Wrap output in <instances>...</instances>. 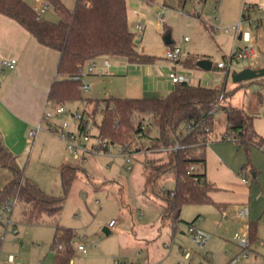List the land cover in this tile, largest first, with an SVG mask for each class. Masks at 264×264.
<instances>
[{"label":"rangeland","instance_id":"obj_1","mask_svg":"<svg viewBox=\"0 0 264 264\" xmlns=\"http://www.w3.org/2000/svg\"><path fill=\"white\" fill-rule=\"evenodd\" d=\"M25 1L33 6L44 0ZM243 1L127 0L129 24L133 31L139 17L142 16V22L146 24L142 40L135 37L138 47L154 55L155 60L138 63L118 56L96 59L84 66L82 79L91 83L92 88L88 91L81 90L83 97L134 96V91L142 81L140 77L130 75L132 71L142 72L138 66L144 64L146 68L151 67L150 76L155 84L157 76H169L172 66L176 65L180 74L201 77L202 85L213 88L225 86L233 91L223 103L240 107L252 114L254 128L264 136V83L256 80L258 77L240 82H235L232 78L234 71L246 66L264 67V18L259 27L256 24H247L245 20L241 25L243 31L251 32L255 41L262 40L260 56L243 62L234 60L226 77L223 69L217 67V62L231 54L235 37L229 28L239 21ZM62 2L69 9L76 6V0ZM257 2L264 4V0ZM134 9L140 14L135 13ZM43 16L51 21H58L60 18L51 3L49 9L43 10ZM159 16H163L164 20L161 21ZM168 33L172 39L170 44L164 39ZM185 37L188 40L185 41ZM243 44L244 41H237L238 46ZM175 46H182L183 56H186L178 63L167 57V51ZM203 58L212 61L211 69L206 70L197 64L186 63L188 59H195L197 62ZM105 60H110L115 65L109 75L103 74L101 70ZM122 63L128 65L130 73L118 70ZM216 77L223 80L215 81ZM150 80H145L147 87ZM149 95L151 94L147 96ZM61 105H64L66 111L54 114L49 119L60 131L63 128L65 131L78 132L81 119L73 114L79 110L83 114L84 124L86 123L83 132H89L93 138L98 135L96 122L100 121L101 113L96 114V110L103 107L101 102L83 98L66 101ZM214 120L215 127L207 146V158L209 175L215 179L220 177L221 189L217 188L216 195L213 196L226 197L230 202L226 203L225 210L220 209L214 201L186 204L176 224L171 223L169 218L163 221L159 206L146 203L140 196L149 171L144 166L145 159H166L154 144L155 136L158 135L156 126L148 130L150 138L133 137L130 147L138 151L133 158V170L126 168L123 157L118 153V144L112 146L111 153H94L82 160L81 153L72 155L68 152L66 143L60 139L58 133L53 137L45 136V142H48L45 150H38L35 144L34 149L27 155H21L18 162L26 167L27 174L45 191L65 195L63 210L58 218L45 216L43 221L31 222L21 216L23 208L17 202L13 208L5 209L3 206L0 210L3 216L0 219V264H54L56 249L52 248V243L56 223L76 230L75 249L78 252L71 264H118V260L122 264L123 261L131 262L135 258L145 260L148 257L157 264H179L181 257L177 247L184 243L192 244L195 250L191 264H264V148L251 145L247 150L233 135L221 139V132L224 133L227 124L223 109L215 112ZM57 155L62 161H78L84 167L67 192H64L61 184L60 166L55 161ZM217 155L224 159L228 169L219 170ZM253 167L257 170L256 176H253ZM196 168L197 171L204 170L201 164L196 165ZM242 176L248 177L250 182H242ZM157 183L166 188L175 186L170 172L161 173ZM146 195L153 201H161L158 195L149 191V187ZM244 205L250 208V218H236L237 209ZM198 215L194 225L212 234L204 247L193 244L189 232L181 233L189 227L187 221ZM112 219L116 224L110 226ZM251 221L256 224L257 240L253 243L249 256L233 263L231 258L241 251L233 236L236 232H248ZM105 227L111 231L107 233ZM173 233L176 245L169 252V248L163 244L165 241L171 242ZM81 242L87 247L86 253L77 249ZM11 255L14 256L13 260Z\"/></svg>","mask_w":264,"mask_h":264},{"label":"trees","instance_id":"obj_2","mask_svg":"<svg viewBox=\"0 0 264 264\" xmlns=\"http://www.w3.org/2000/svg\"><path fill=\"white\" fill-rule=\"evenodd\" d=\"M48 1L59 14L58 21L37 18L25 0H0V12L17 20L41 44L59 51L57 73L60 78L53 82L49 91L51 103L56 105L83 98L98 100L103 104L96 110V114L101 113L100 121L96 122L98 135L124 146H130L134 136L150 138L148 130L157 127L154 144L166 159L149 157L146 160L149 171L143 191L146 194L149 187V191L161 199L164 220L169 218L176 224L184 205L213 202L210 195L213 186L206 180L205 171H197V168L193 172L187 171L191 165L205 167V147L215 127L217 110L223 109L227 123L221 139L233 135L247 150L251 145L264 148V136L254 128L253 115L240 107L223 103L233 94L225 86L213 88L182 81L160 97H83L81 78L89 61L118 56L129 62L148 63L154 61L155 56L139 49L135 32L129 24L127 0H76L73 9L67 8L62 0ZM186 63L196 64V61L188 59ZM77 76L79 78H75ZM256 80L264 83V76ZM222 94V101H219ZM84 121L79 122L80 130L85 129ZM177 143L179 146L174 148ZM0 166L8 168L12 174L0 188V210L6 201L16 200L27 221L40 222L45 216H60L65 195H55L38 185L1 137ZM81 169L84 167L78 161H66L60 165L64 192L70 189ZM168 172L175 180L173 188L157 183L161 173ZM196 219L187 222L194 224ZM249 234L254 243L257 240L256 224L252 221ZM76 237L74 228L55 224L54 264H71L78 252ZM1 243L0 236V246Z\"/></svg>","mask_w":264,"mask_h":264},{"label":"crops","instance_id":"obj_3","mask_svg":"<svg viewBox=\"0 0 264 264\" xmlns=\"http://www.w3.org/2000/svg\"><path fill=\"white\" fill-rule=\"evenodd\" d=\"M249 1L251 2H247L246 0H244L243 5L245 3H258L257 1H260V0H249ZM240 4L241 2L239 3V8H240ZM243 5L241 8H243ZM137 14H140V13H137ZM248 15H251L253 18L260 17V14L258 12H252L251 14L249 13ZM138 21L142 22V16L138 18V20L136 21V24ZM246 23L251 24L248 21H246ZM261 24H262V18L258 20L256 25L257 27H259ZM134 28H136V25L134 26ZM145 29H146V24H144V31ZM170 37H171V34H170ZM253 42L254 44L258 45L260 48L262 47V40L255 41L253 39ZM170 43H172V41ZM170 43H167V44H170ZM59 57H60V53L58 50L41 44L36 39V37H34V35H32L17 20L0 12V137L3 143L17 157V160L21 159V155L29 154L31 152V149H34L35 144H37L38 150H42V151L45 150V148L48 145V142L47 143L45 142V139H46L45 136L53 137L57 133L59 134L60 132L58 131L57 126L52 121L50 120L43 121L44 111L50 106L49 104L50 101L48 100L49 91L52 87L53 82L57 80L58 78H60V76L57 73V65H58ZM184 57L186 56H182L180 58L181 60L177 59L174 61L178 63L182 61ZM13 58L16 59L14 68L11 69L8 67H2L1 65L2 60L4 59L10 60ZM95 60L89 61L88 63L85 64V66ZM114 66L115 65L113 64V67L109 71V73H105L104 67H102L101 70L103 71V74L109 75L112 73ZM139 67H141L142 72L140 73L138 71L137 73L135 71L136 72L135 73L132 71V74L130 76L136 77V78L140 77L142 82H141V85L137 87L136 90L134 91L135 95L131 97L164 96L167 94L169 90H171L175 86L174 85L175 83L172 80H170L169 76H163V75L157 76L155 80V84H153L154 80L150 76L151 67L146 68L144 64L142 66H138L137 68ZM118 70H120L121 72L122 71L128 72L129 71L128 65H124L122 63V65H119ZM171 70L178 71L176 65H173ZM146 78L151 79L149 87H147L146 85L147 84L145 82ZM192 78H194L195 81L197 80V83H200L202 80L201 77H198V78L192 77ZM216 78H220V77H216ZM216 78H215V81H218V82L221 81V80H216ZM218 87H221V86H218ZM148 94H151V95L147 96ZM40 121H43V129L38 132L37 136L34 139H30L28 137V129L32 125ZM81 131L83 130H80L79 125H78V132H81ZM210 140H211V136L205 147L206 163H205L204 171L206 173V180L209 183H211V185L213 186V188L210 190V195H211L212 200L215 202V204L219 205L220 209L225 210L226 203H229L230 199L226 197H222L220 195L214 198V196L216 195L215 190L217 188L221 189V187H219L220 177H217L215 179V177L209 175V160L207 158V146ZM37 141L38 143H36ZM53 141H55V139ZM91 155L92 154L86 155V159L88 156H91ZM147 159L148 157L145 159L144 162H146ZM217 159H218L217 162L219 165V170L228 169L227 163L224 161V159L220 155H217ZM55 161L58 163L57 166H60L62 163L69 161V160L64 159L62 161L61 157L57 155ZM144 166H146V163ZM133 168H134V165H133ZM252 171H253V176H256L257 170L253 167ZM11 176L12 174L8 168L0 166V188H2L10 180ZM241 180L245 184H248L250 182V181L245 182L242 179V177H241ZM144 187H145V183L140 190V196L146 201V203L158 205L160 210L162 211L161 201H153L151 198H149L143 191ZM21 216L24 217V210H21ZM198 217L199 215L191 219L190 221L196 218L198 219ZM162 220L165 221L163 218ZM115 224L116 222L114 223V225ZM109 225H110V222H109ZM108 230L109 232L111 231L109 228ZM181 233L189 234L188 228L186 231H182ZM172 240H174V244L171 249L169 248L170 250L169 252H171L174 246L176 245L174 233L172 234L171 242ZM165 243H169V242L165 241L163 244L164 247H166ZM184 244H190V243H184ZM182 245L183 244H179L177 247L180 253V257H181V246ZM134 260H137V258L131 260V262H133ZM145 261L151 264H157L151 261L149 257L146 258Z\"/></svg>","mask_w":264,"mask_h":264},{"label":"built area","instance_id":"obj_4","mask_svg":"<svg viewBox=\"0 0 264 264\" xmlns=\"http://www.w3.org/2000/svg\"><path fill=\"white\" fill-rule=\"evenodd\" d=\"M32 8L36 12L37 18H43L44 17L43 10L49 9L50 3L48 0H44V1H41L38 5H33ZM254 11L260 14L259 18H253L251 15H248L247 17V14L249 13L251 14ZM134 12L139 13L137 9H134ZM159 18L161 21L164 20L163 16H159ZM261 18H264V4L245 3L243 5L242 14H241L239 21L229 28L231 31H233L234 37H235L231 54L228 58H225L224 60L217 62V67L223 69L225 76L228 74L230 67L232 66V62L234 60L243 62V61L250 60V59H256L260 56V47L254 44L251 32L248 30L243 31L241 29V25H242L243 20L248 21L251 24H256L258 20ZM134 32H135V35L139 39L142 38L144 34L143 22L141 21L137 22ZM184 40L185 41L188 40V37H185ZM238 40L244 41V44L242 46H238L237 45ZM183 53L184 51H183L182 46H175L174 48L169 49L167 51V57L169 59L177 60L183 56ZM15 63H16L15 58L10 59V60L4 59L2 60L1 65L2 67H8L12 69L14 68ZM112 67H113V64L111 63V61L105 60L104 62L105 73H109ZM169 77L174 83L186 81L189 83L196 84V81L194 78H192L191 76L187 74H180L176 70H171L169 72ZM75 78H79V77L77 76ZM216 80H222V79L216 78ZM81 81H82L81 82L82 91H88L89 89L92 88L91 83L83 80L82 78H81ZM222 98H223V94L220 96L219 101H222ZM49 104L50 106L44 111L43 121L49 120L54 114H61L66 111V108L64 107V105H61V104L52 105L51 102H49ZM73 115L80 118L81 120L83 119V114L79 110H77ZM43 121L37 122L36 124L32 125L28 129V137L30 139H34L37 136L38 132L43 129ZM65 125L66 123L64 124V126ZM61 129H62L61 131L58 129V131H60L59 135H60V138L66 143V149L68 150V152L72 155H77L81 153L83 160L86 159V155L88 154L111 153L112 146L114 144H117V143L112 142L109 139L103 138L100 135H95L93 138V135L90 134L89 132L81 131V132L75 133L71 131H65L63 128ZM118 146H119L118 153L123 157L126 168L128 170H132L133 169V158L137 154L138 151H136V149L131 148L129 145L124 146L122 144H118ZM178 146H179V143H177L176 146H174V148H177ZM195 169H196V166L191 165L187 172L188 173L193 172L195 171ZM244 173L246 172L244 171ZM242 179L245 182H249V179L246 176H242ZM15 202L16 200L6 201V204L4 205L5 209L13 208ZM235 216L236 218H239V219H249V216H250L249 206L244 205V206L239 207L237 209V212L235 213ZM2 217H3L2 214H0V219ZM114 223H115L114 220L110 221L111 226L114 225ZM188 232L191 235V242L199 247H204L206 242L211 237L210 232L206 231L205 229L199 228L194 224L189 225ZM233 239L235 240L237 245L241 248L240 253H237L235 256L231 258V261L233 263H236L242 257L249 256L253 242L251 240L249 231L245 233L236 232L233 236ZM261 243H263L262 240H261ZM173 244H174V240H172V242L165 243V246L171 249ZM77 249L83 253L87 252V247L83 243H79L77 245ZM194 252L195 250L192 244H183L181 246V259L179 261V264H190L193 258ZM13 259H14V256L11 255V260ZM118 263H121V262L118 260ZM122 264H151V263L145 260L137 259L133 262L123 261Z\"/></svg>","mask_w":264,"mask_h":264},{"label":"water","instance_id":"obj_5","mask_svg":"<svg viewBox=\"0 0 264 264\" xmlns=\"http://www.w3.org/2000/svg\"><path fill=\"white\" fill-rule=\"evenodd\" d=\"M164 39L166 43H170L172 41L170 33L165 35ZM196 64L206 70L211 69L213 66L212 61L207 58L199 59ZM261 76H264V67L252 68L251 66H246L243 69L232 73V78L235 82L250 80ZM105 230L109 233L108 228H105Z\"/></svg>","mask_w":264,"mask_h":264}]
</instances>
